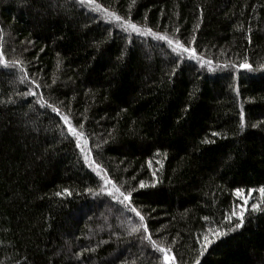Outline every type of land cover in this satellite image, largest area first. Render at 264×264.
Listing matches in <instances>:
<instances>
[{"label":"trees","instance_id":"1","mask_svg":"<svg viewBox=\"0 0 264 264\" xmlns=\"http://www.w3.org/2000/svg\"><path fill=\"white\" fill-rule=\"evenodd\" d=\"M96 5L198 59L177 65L165 41ZM0 52V264H162L148 234L177 264H264V0H0ZM41 100L114 182L155 183L135 205L148 233L98 194ZM245 199L243 227L228 231ZM216 230L228 235L201 256Z\"/></svg>","mask_w":264,"mask_h":264},{"label":"snow or ice","instance_id":"2","mask_svg":"<svg viewBox=\"0 0 264 264\" xmlns=\"http://www.w3.org/2000/svg\"><path fill=\"white\" fill-rule=\"evenodd\" d=\"M78 2L81 4V6L85 4H92L93 0H78ZM96 10L104 11L107 16L110 18V20H114L119 23L121 29L125 32L131 31L136 34H143L144 31H147L150 35L155 36V38L159 41H165L167 45L171 48V51L175 53V60L178 63L181 61L182 58L187 59H198L197 52L194 48L185 46L183 43L180 42L179 39L173 40L169 38L167 35H160L158 33H153L151 29H141L138 27L135 23L130 22L127 19H122L119 15L108 12L107 9H101L99 5H96ZM12 66H18L20 64V61H12ZM200 63L203 65L204 63H211V61H204L203 59H200ZM0 65H3V68H0V71L7 68L8 65L4 61L3 53L0 52ZM241 68H247L251 69L252 65L248 63H242L240 65ZM23 71V70H22ZM33 95L35 96L36 93L29 92L26 93V95ZM41 105V107L49 108L53 113H56L60 119L67 125V132L71 134L72 137L76 140V148L80 149L83 163L85 166L91 168L94 170L95 176L98 177L100 184H99V191L98 194L106 195L110 198L112 202H115L117 205H120L123 207V210L134 214L135 217L139 218V226L132 229L133 232L138 233L143 231V233H148L149 228L148 225L145 222V217L142 215V211L138 210V208L135 206L140 201H138L137 197H154L157 195L156 192H149V191H141L145 189H151L155 188V183L146 184L143 181H140L138 184V187H133L131 189L125 190L122 185H119L117 182H114L113 179L110 178V175L102 168V166L95 162L94 159H90L91 152H85L83 148V144L80 142L81 137H83L85 134L82 131H77V128L72 125V122L69 120V117L66 115H63L59 112V109L54 107L51 104H48L46 101H38ZM253 127H256L253 125ZM213 135H216L215 133ZM209 142V141H205ZM84 143H87V141H84ZM97 147H100L97 145ZM103 173V174H102ZM65 193L71 194L68 189L64 190ZM255 191V190H249ZM237 193L240 192V189L236 190ZM259 193L261 197H264V187H261L259 189ZM59 195V193L57 194ZM248 204V200H244V204L241 206L240 212H236L235 210L232 211L230 216L225 217L226 220L232 221L233 218L236 219V222L231 229L228 231H234L236 229H240L244 225V215L247 211V208L245 207ZM260 205L257 203L251 204V210L257 211L259 209ZM207 219V218H205ZM228 235V232L222 231V230H216L211 232V238L209 235H204L202 242L198 241L200 243L201 252L200 255L203 256L204 252L209 249L211 245L215 243L217 239H221L223 237H226ZM142 240H147L151 248L153 250V254H159L157 256L158 259H162V264H177L176 257L172 254V251L169 248L160 246L156 243V241L152 238L151 234H148L147 236H141ZM199 264V262H198Z\"/></svg>","mask_w":264,"mask_h":264}]
</instances>
